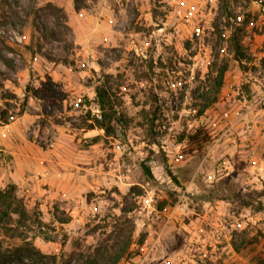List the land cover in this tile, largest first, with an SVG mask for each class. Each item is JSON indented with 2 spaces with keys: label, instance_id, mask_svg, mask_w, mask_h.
<instances>
[{
  "label": "rangeland",
  "instance_id": "374dc122",
  "mask_svg": "<svg viewBox=\"0 0 264 264\" xmlns=\"http://www.w3.org/2000/svg\"><path fill=\"white\" fill-rule=\"evenodd\" d=\"M257 35L264 0H0V188L49 264H264ZM98 89L110 134L83 128Z\"/></svg>",
  "mask_w": 264,
  "mask_h": 264
},
{
  "label": "trees",
  "instance_id": "16d2710c",
  "mask_svg": "<svg viewBox=\"0 0 264 264\" xmlns=\"http://www.w3.org/2000/svg\"><path fill=\"white\" fill-rule=\"evenodd\" d=\"M97 96L102 108L110 109L102 119H94L86 122L85 129L92 130L96 128L104 129L107 134L112 132L113 122L120 117L113 109L109 92L105 89H98ZM5 123H9L4 119ZM97 141L98 137H94ZM145 174L149 181H156V177L149 165L142 163ZM41 213L37 210H30L24 199L18 194V185L16 183L8 184L0 188V264H49L48 260L57 261L56 256H50L43 253L35 244L36 237L49 239L47 231L44 229L48 226L41 218ZM61 222H66L62 220ZM19 237L23 242L15 246H4L2 236ZM125 251L118 254L112 260L99 261V258L89 256L84 264H118L124 256ZM78 261L76 264H83Z\"/></svg>",
  "mask_w": 264,
  "mask_h": 264
},
{
  "label": "crops",
  "instance_id": "0c3cea01",
  "mask_svg": "<svg viewBox=\"0 0 264 264\" xmlns=\"http://www.w3.org/2000/svg\"><path fill=\"white\" fill-rule=\"evenodd\" d=\"M254 49L257 52L258 59L261 58L262 54H264V36L262 35H257L254 43ZM92 130H89L87 134H92ZM181 143L178 144L177 147H180ZM192 155V154H191ZM179 157H183L182 155H179ZM186 170V169H185ZM186 186L187 189H195L196 188V183L191 181V182H182Z\"/></svg>",
  "mask_w": 264,
  "mask_h": 264
},
{
  "label": "built area",
  "instance_id": "2783aa9c",
  "mask_svg": "<svg viewBox=\"0 0 264 264\" xmlns=\"http://www.w3.org/2000/svg\"><path fill=\"white\" fill-rule=\"evenodd\" d=\"M91 112L93 117L96 119H102L103 118V113H102V108L101 104L99 101L93 102V104L90 106ZM138 198L140 199L141 202L144 203V206H151V199L150 197H143L142 195H138ZM125 264H133L130 262H127Z\"/></svg>",
  "mask_w": 264,
  "mask_h": 264
}]
</instances>
